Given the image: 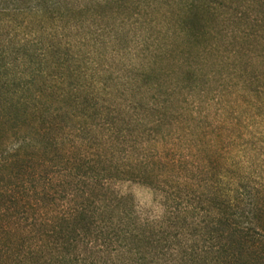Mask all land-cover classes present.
<instances>
[{
	"label": "rangeland",
	"instance_id": "374dc122",
	"mask_svg": "<svg viewBox=\"0 0 264 264\" xmlns=\"http://www.w3.org/2000/svg\"><path fill=\"white\" fill-rule=\"evenodd\" d=\"M248 1L0 0V147L59 139L57 160L97 162L106 143L113 165L170 176L111 181L142 220L166 215V191L198 223L232 201L264 237V28ZM43 146L0 181L39 172Z\"/></svg>",
	"mask_w": 264,
	"mask_h": 264
},
{
	"label": "trees",
	"instance_id": "16d2710c",
	"mask_svg": "<svg viewBox=\"0 0 264 264\" xmlns=\"http://www.w3.org/2000/svg\"><path fill=\"white\" fill-rule=\"evenodd\" d=\"M248 2L264 28V0ZM211 9L207 5L206 11ZM5 59L0 53V75L8 77ZM2 109L0 125H5L9 118ZM58 140L18 137L12 147L1 144L0 173L25 162L31 144L34 149L45 144L48 157L37 159L39 172L32 165L29 175L0 181V264H264V237L251 213L232 201L212 208L210 220L198 223L180 205L174 209L171 204L181 199L164 191L166 215L142 220L110 183L130 180L163 189L170 177L166 170L158 173L139 159L122 168L113 165L106 143L97 162L73 157L71 148L57 160L51 153L59 151Z\"/></svg>",
	"mask_w": 264,
	"mask_h": 264
}]
</instances>
